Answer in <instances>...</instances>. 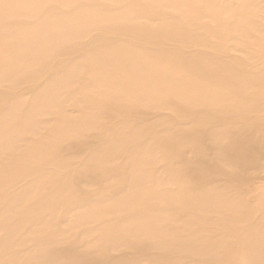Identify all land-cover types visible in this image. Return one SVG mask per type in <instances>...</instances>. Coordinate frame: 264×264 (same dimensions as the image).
Here are the masks:
<instances>
[{
  "label": "bare ground",
  "instance_id": "1",
  "mask_svg": "<svg viewBox=\"0 0 264 264\" xmlns=\"http://www.w3.org/2000/svg\"><path fill=\"white\" fill-rule=\"evenodd\" d=\"M0 264H264V0H0Z\"/></svg>",
  "mask_w": 264,
  "mask_h": 264
}]
</instances>
